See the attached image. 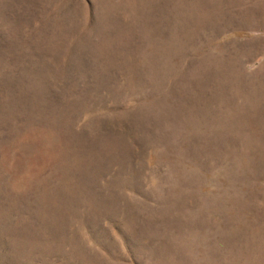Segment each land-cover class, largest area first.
Segmentation results:
<instances>
[{
	"label": "rangeland",
	"instance_id": "obj_1",
	"mask_svg": "<svg viewBox=\"0 0 264 264\" xmlns=\"http://www.w3.org/2000/svg\"><path fill=\"white\" fill-rule=\"evenodd\" d=\"M0 264H264V0H0Z\"/></svg>",
	"mask_w": 264,
	"mask_h": 264
}]
</instances>
